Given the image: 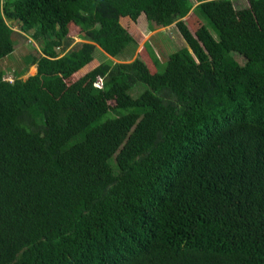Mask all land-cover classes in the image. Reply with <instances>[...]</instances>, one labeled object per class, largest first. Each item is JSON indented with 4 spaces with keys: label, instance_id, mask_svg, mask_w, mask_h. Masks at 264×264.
<instances>
[{
    "label": "trees",
    "instance_id": "16d2710c",
    "mask_svg": "<svg viewBox=\"0 0 264 264\" xmlns=\"http://www.w3.org/2000/svg\"><path fill=\"white\" fill-rule=\"evenodd\" d=\"M1 1L0 59L14 33L42 45L35 75L0 70V264H264V0ZM139 15L175 21L184 54L109 59L53 93L96 45L135 50Z\"/></svg>",
    "mask_w": 264,
    "mask_h": 264
},
{
    "label": "rangeland",
    "instance_id": "374dc122",
    "mask_svg": "<svg viewBox=\"0 0 264 264\" xmlns=\"http://www.w3.org/2000/svg\"><path fill=\"white\" fill-rule=\"evenodd\" d=\"M195 2V0H193ZM1 8L4 12L9 6L10 2L7 0L1 1ZM196 3V2H195ZM237 8L248 5L247 0H235ZM193 34L201 41L207 51L213 54V57H217L221 52L216 44L215 35L206 26L204 20L202 21L193 12L184 18ZM7 22L13 27L14 30L21 32L20 24L16 21L7 20ZM205 23V24H204ZM125 26L135 35L138 40V46L135 50H129L125 57L114 58L107 54L100 46L96 45V48L92 54L86 60L77 72L72 74L63 75L60 80L51 81L49 84L53 93L57 96H61L65 91L71 90L76 92L80 85H83L87 80L88 75H92L104 62L111 59L115 62L132 61L136 57L142 58L152 72L157 70L152 56L150 55L152 50L155 52L161 62H166L169 55L173 52H181L184 54V49L187 47L186 41L178 31L175 21L162 28H152V25L146 20L144 15H139L136 19L133 17L129 20H124ZM213 34H212V33ZM24 35L13 34L15 42V49L9 55L0 59V70L5 71L4 78L13 81L16 76H20L22 79H27L29 76L37 73V65L32 64L31 57H39L41 55L40 47L42 41L35 39L33 36L34 31L22 32ZM70 35L74 37L73 44H80L86 42L82 38L81 29L78 26H70ZM214 35V36H213ZM234 57L241 64H245V59L242 55L235 53ZM101 84V79L97 82V85Z\"/></svg>",
    "mask_w": 264,
    "mask_h": 264
}]
</instances>
